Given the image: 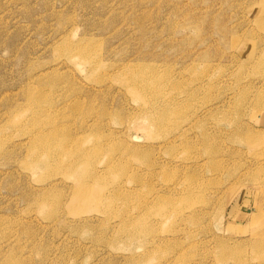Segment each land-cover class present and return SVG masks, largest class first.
Returning <instances> with one entry per match:
<instances>
[{
    "label": "rangeland",
    "instance_id": "obj_1",
    "mask_svg": "<svg viewBox=\"0 0 264 264\" xmlns=\"http://www.w3.org/2000/svg\"><path fill=\"white\" fill-rule=\"evenodd\" d=\"M0 264H264V0H0Z\"/></svg>",
    "mask_w": 264,
    "mask_h": 264
},
{
    "label": "bare ground",
    "instance_id": "obj_2",
    "mask_svg": "<svg viewBox=\"0 0 264 264\" xmlns=\"http://www.w3.org/2000/svg\"><path fill=\"white\" fill-rule=\"evenodd\" d=\"M81 178L79 177L78 178V181H77V187L75 188V191H74V195H75V203L77 204V205H80V204H82V203H84V202H89V200L91 199V198H93L92 200H96V201H98V199H99V196L98 195H93V194H91L89 191H88V188H87V186L86 185H84L83 184V181H81V180H83V179H81Z\"/></svg>",
    "mask_w": 264,
    "mask_h": 264
}]
</instances>
